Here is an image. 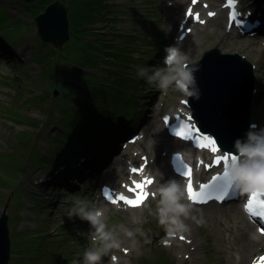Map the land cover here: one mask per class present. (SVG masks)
<instances>
[{"label": "rangeland", "instance_id": "374dc122", "mask_svg": "<svg viewBox=\"0 0 264 264\" xmlns=\"http://www.w3.org/2000/svg\"><path fill=\"white\" fill-rule=\"evenodd\" d=\"M104 1L101 0L96 17L93 18L95 23L90 25L88 40L91 43H86L82 50L76 52L72 49L67 51L64 48H54L41 40L35 23L36 9L26 6V3H34L35 0H0V218L5 210L11 238V257L7 264H83V253L91 244L89 234L94 229L79 217L70 219L66 215L72 206L69 194L87 197L91 202L90 206H94V200L100 199L101 184L109 182L112 162H123L128 173L130 161L135 165L142 164L140 155L144 153L143 145L146 140L149 142L147 135V138L128 145L124 134L123 145H119L101 160L94 158V151H82V154L73 155L70 154L75 151H58L60 143L68 144L64 138L71 139L70 136H64L69 133L65 126L66 114H63L61 106L66 103L70 111H75L81 117L84 115L83 105L78 102L77 95L71 88L93 90L92 86H85L82 81L69 77L71 72L83 71L72 56L81 57L84 61L94 50L92 53L98 57V63L87 71L97 81L103 80L101 84L109 83V91L117 97L116 108L123 109L125 116L134 114L132 123L127 122L124 117L119 118L121 126L118 132L134 127L135 133H139L138 124L144 128L149 127L153 111L161 120L162 113L173 108L182 97L173 88L158 90L149 86L136 73L138 66L154 67L155 59L159 60L156 66H163L160 57L167 45L176 46V39L182 32L178 28L184 27L180 22L185 14V6L177 5L176 0ZM220 1L223 3V0ZM256 1L242 0V6L247 10L264 12V8L254 5ZM171 3L176 7L171 6ZM110 5L114 11H111ZM213 5L211 4V9H215ZM176 12L180 16L177 19L174 15ZM224 22L225 17L221 22L211 20L207 24L210 36L198 40L194 36L189 38L187 43L192 44L195 54L188 56L187 62L200 60L206 51L218 48L223 53H238L253 66L255 63L254 70L257 58L254 59L244 47L252 42L253 45L260 46L264 53V35L256 39L234 35V40H238L237 44L216 45L215 41L224 34ZM226 40L228 44L233 41L229 37ZM102 41L109 44H102ZM113 45L116 49H112ZM144 49L146 51L142 52ZM129 50L134 53H128ZM200 50H203L201 54L198 53ZM153 52L154 55H150ZM149 56H153V60ZM86 63L90 62L86 60ZM254 77L256 81V74ZM116 78L119 85L112 88L110 83ZM123 85L127 90V93H123L125 102L120 98ZM148 89L150 93L146 92ZM69 91L72 99L67 96ZM128 97H131L130 100ZM90 100L92 99L84 102ZM135 107L139 109L134 110ZM67 118L71 119L70 116ZM250 120L258 125L256 118L250 117ZM72 124L75 125L76 122ZM76 134L85 133L81 130ZM175 146L167 147L171 149ZM146 155L151 161L154 160L149 153ZM90 160L99 161V168H103L104 161L107 164L100 172L83 171ZM77 163L81 164V168H77ZM55 169L57 173L54 174ZM69 169L73 170L74 177H65L70 180L69 183L63 177L61 183L69 185L68 188H62L57 179L59 180L62 171ZM77 171L82 173L78 174ZM50 174L52 177H47ZM41 178L44 182L40 181ZM31 180L34 181L32 184ZM123 181L126 178L111 184L121 186ZM157 200L158 197H152L148 204L132 211L117 210L104 204L108 209L106 212H110L109 218L105 219L107 227L121 237L123 244L119 251L114 250L104 256L102 264L105 261L118 264L123 259L126 264H232V261L234 264H245L240 259H232L231 254L236 253H230L227 249L217 217L212 216V208L208 209V216L202 218L203 224L190 220L188 224L195 232L193 236L190 232L184 234L188 242L196 246V253L191 251L190 254L186 249L178 250V247V251L165 250L166 245L161 243L165 232L154 215ZM222 207L215 209L222 210ZM219 215L222 216V213ZM123 228L133 231L134 237L124 236ZM203 229L205 233H202ZM252 232L256 234L254 227ZM262 248L264 247L251 249L250 257L262 252ZM113 257H117V263Z\"/></svg>", "mask_w": 264, "mask_h": 264}, {"label": "clouds", "instance_id": "9594fccd", "mask_svg": "<svg viewBox=\"0 0 264 264\" xmlns=\"http://www.w3.org/2000/svg\"><path fill=\"white\" fill-rule=\"evenodd\" d=\"M165 53L163 66H138L137 76L158 90L173 88L183 96L199 99L194 76V72L198 69L189 65L186 53L178 45L166 47ZM257 127V125L251 126L246 140L236 141L237 158L229 160L224 167V173L241 196L264 191V129L257 130ZM69 195L72 206L67 210L66 215L70 219L79 217L94 229L89 234L91 244L83 253V264H102V258L120 249L123 240L114 230L108 229L104 209L90 206L91 202L87 197ZM152 197L154 199L158 197L154 215L165 232L161 243L167 245L172 238H181L189 233L190 226L186 223L189 219L197 224L204 223L202 218L198 219L193 215L195 209L185 185L180 181L172 179L167 183H159L153 190ZM123 235L133 238L135 233L123 228Z\"/></svg>", "mask_w": 264, "mask_h": 264}, {"label": "bare ground", "instance_id": "6f19581e", "mask_svg": "<svg viewBox=\"0 0 264 264\" xmlns=\"http://www.w3.org/2000/svg\"><path fill=\"white\" fill-rule=\"evenodd\" d=\"M207 1L210 2L211 4H214V6L218 8V10L220 11V13L218 12V17L213 18V21L221 22L223 19V14L221 11L224 8V5L220 2V0H204V2H207ZM200 2L201 0L197 2V5H195V10L193 12V15L198 13L201 16L200 21L202 22L194 21L193 19H186L187 21L191 23L190 26L192 28L189 33H186V30H185L184 37L182 38L181 36L183 34L180 33L179 38L176 41L178 46L181 47V50L186 53L187 57L195 54V49L192 47V44H190V42L187 43L189 41V38L191 39V37L194 36V38L198 40L201 37L206 38L210 36L209 27L207 26V24L210 22V17H208V12L213 11L214 9H207V11L205 12L204 8L198 6ZM186 3H187V0H177L178 5H186ZM187 10H189V8H187ZM177 13L178 12L174 14L176 15V19L180 17L179 14ZM244 15H248V13L244 12ZM217 19L219 20L217 21ZM180 24H183V23H180ZM223 28H224V34L219 38V40L215 41L216 45L222 44L223 46H229V45L237 44L238 40L237 38L236 40H234L235 37L231 35L232 32L227 26V23H225ZM234 33H238L237 30H235ZM228 35H231V36H228ZM226 37H229L233 41H231L228 44ZM71 38L72 36L70 33V39L63 45L62 48H64L70 42ZM50 44L54 48L59 49L53 43H50ZM244 48L250 51L254 59L257 58V61H256L257 66L253 71V73L256 74V84H255V91H254V97H253V105L251 109V117L256 118L258 122L257 130L264 129V53L261 52L260 46H258L257 44L255 46L253 45L252 42L247 43ZM202 52L203 50H200L198 53L201 54ZM253 60L251 62H253ZM254 66H255V63H254ZM204 98L208 99L209 94L206 93L204 95ZM182 99H187V98L186 96L182 95V97L179 100V103L174 105V108H175L174 112L183 113L186 111L188 113H192L189 106L187 107L186 105L181 103ZM258 99H260L259 102H257ZM151 115L153 116L149 119L150 120L149 127L143 128V131L139 133L140 138H147V135L149 137V142L146 140L143 145L144 153L139 152L141 153L140 155L141 158L143 156L148 157V160H149L148 171L141 170L139 174L131 175V173H126L124 163L121 162L120 160H116L112 162V165H111L112 168H110V172H109V182L110 183L109 184L114 183L115 181H118L120 179H125V178L128 179L129 176H131V179L146 178V180H149L150 178H152L154 183L151 184L150 186H147L145 189V191L148 193L151 187L157 186L159 183H167L169 180H172V179H176L177 181H180L182 183L183 178L173 173V171L170 168V165L168 164L165 158H162V156L166 154H168V156L169 155L171 156V153L177 150L178 152L185 151V153H187L189 156L193 158V155L190 152L193 150L191 149V147L187 145V143L181 142L178 139L168 135L162 120L158 118V115L156 113H151ZM193 123L196 124L197 120L194 119ZM174 144L176 145L174 148L168 149L167 146L174 145ZM195 151H198V150H195ZM145 152L152 155L154 157V160L151 161V159L149 158L148 155H146ZM224 152H227V151H224ZM208 154L210 153L204 151L203 156H202V153L199 152L200 159H197V160L193 159L194 168H195L194 175H193L194 178L205 175L207 173L199 160H201L203 157L206 158ZM133 167H136V166L131 165L129 169ZM88 177L89 176H87V178ZM33 182L34 181L31 180L30 184H32ZM127 184H130V183H127ZM125 186H123V188H114V191L118 195L122 194V192H126ZM94 206L105 209V219L109 218L110 212H106V210L108 209L104 207V202L102 199L96 198V200H94ZM193 207L195 209V211L193 212V215H195L197 218L199 216H201V218H206L209 214L208 209L212 208V211L214 212L212 216L217 217L216 221L223 235V240H226L227 242L225 244L227 249L230 250L229 251L230 253L231 252L236 253V254H231L232 259L234 260L240 259L242 261H245V264H251L253 262V260L252 261L250 260L251 259L250 251L251 249H255L256 247L264 246V238H262L257 233L254 234L252 232L254 226L251 225L247 221V219L245 218L242 212V209L237 203L225 205L222 207L223 208L222 210L221 209L216 210L215 207H212V205L210 206V204L204 205V206H198V205L193 204ZM219 213H222V216L224 217L219 215ZM190 220L191 219L187 220L186 223L190 224ZM202 233H205V229L202 230ZM190 234L191 236L195 234V232L191 228H190ZM217 239L218 237L215 238V241H217ZM178 241L179 240L177 238H172V241L168 244L169 246L165 250H167L168 252L175 251L176 246L180 244ZM182 245L184 247L185 245L187 246L186 250L196 253L195 252L197 250L196 246H193L190 242L182 243ZM256 260H258V258ZM104 264H113V263H111V261L110 262L105 261ZM118 264H126V260L123 259L119 261ZM232 264H234L233 261H232Z\"/></svg>", "mask_w": 264, "mask_h": 264}, {"label": "water", "instance_id": "95a60500", "mask_svg": "<svg viewBox=\"0 0 264 264\" xmlns=\"http://www.w3.org/2000/svg\"><path fill=\"white\" fill-rule=\"evenodd\" d=\"M39 37L59 49L70 39V19L67 6L56 0L35 17ZM189 65L194 72L199 99L191 97L190 105L200 128L213 134L220 145L236 153L235 143L244 140L249 127L254 74L250 63L238 55L223 54L217 48L204 53L201 60ZM209 98H204L205 94ZM11 257L8 215L0 218V264Z\"/></svg>", "mask_w": 264, "mask_h": 264}, {"label": "trees", "instance_id": "16d2710c", "mask_svg": "<svg viewBox=\"0 0 264 264\" xmlns=\"http://www.w3.org/2000/svg\"><path fill=\"white\" fill-rule=\"evenodd\" d=\"M27 1V0H24ZM56 0H35L34 3H26V6H30L31 8L36 9V15L43 12L46 7ZM66 2V6L68 8V15L70 19V33L71 40L64 47L67 51L72 49L76 52L83 49L84 45L88 42V36L90 35V25H93L95 21L93 18L96 17V11L99 8L101 0H61ZM104 1V0H103ZM32 2V1H31ZM105 2V1H104ZM111 7V11H114ZM91 43V42H90ZM105 43L104 41L101 42ZM46 46H48L46 44ZM52 48V46H50ZM116 49L115 45H113ZM160 48V46H156ZM53 49V48H52ZM119 50V49H118ZM128 53H134L131 52ZM92 52H95L94 50ZM83 61L81 57L72 56L74 61H77L78 64L83 68V71H76V73H70V76H73L75 79L82 81L85 83L84 85H90L93 87V90H86L85 88L72 87L77 95V100L83 105L84 115L78 116L75 114V111L69 110V105L66 103L61 106L63 114H66L65 118V126L67 127V132L70 134H64V136H70L71 139L67 140L64 138L65 142L68 144H61L58 151H75L73 154H82V151H105L107 146L110 147V150L114 147L113 143H118L119 135L117 132V128L120 124L119 118L125 116L123 109L116 108L117 105V97L112 94L108 89V84H101V79L97 81L88 71L87 69L94 68L96 63H98V57H95L93 53ZM127 52V51H126ZM86 60L90 62L86 63ZM119 74V73H118ZM117 74V75H118ZM119 85L117 78L114 82L110 83L112 88H115ZM123 91L120 96L123 102H125L126 97H124L123 93L127 90L123 85ZM149 92V91H147ZM127 93V92H126ZM133 97L132 94H130ZM68 97L71 96V91L67 94ZM131 97H128L130 100ZM71 98V97H70ZM73 98V96H72ZM71 98V99H72ZM83 98V100L81 99ZM86 99H92L88 102H84ZM112 106V107H111ZM138 106V105H137ZM121 113V114H120ZM67 116H70L71 119H68ZM129 114L124 117L125 119H130ZM76 122V124H72ZM84 131V135H78L76 132ZM98 147V148H97ZM68 172H65L67 174ZM63 180V176L57 179L58 183H61Z\"/></svg>", "mask_w": 264, "mask_h": 264}, {"label": "snow or ice", "instance_id": "6c2138e0", "mask_svg": "<svg viewBox=\"0 0 264 264\" xmlns=\"http://www.w3.org/2000/svg\"><path fill=\"white\" fill-rule=\"evenodd\" d=\"M189 15H191V12H189ZM209 15H215L214 13H209ZM198 22L200 21L199 16L196 17ZM187 103V102H183ZM177 120H180L179 124V130L174 133L175 136L179 137L183 141H191L193 142L197 147L204 149V148H211L213 152H218L219 148L216 147V140L213 138H210L204 134L201 133V130L196 127L194 124L191 123H185L183 120H181L180 117L176 118ZM170 118H165V123H169ZM192 117L188 116L187 121H191ZM203 138L206 143L201 144L200 139ZM235 155H225L221 158H218L215 163L216 165H220L221 163L227 164L229 160H236ZM181 164H183V161L181 160ZM135 172L136 170L133 169ZM184 177L188 179V184H187V193L189 199L196 204L200 203H207L208 200L206 199V195L210 194L211 191H219L221 195L212 197L213 199H216L220 202H223L224 199L228 198L229 196V191L231 189L232 181L227 177V174L224 173L222 177L216 176L213 177L212 182L209 185H202V188L205 189L204 192H201L199 195L194 189L193 183H192V169L189 167L187 171L182 173ZM224 179L226 181L225 184L218 185V181L221 179ZM154 181L149 179L146 180L143 184H136L134 189H129V191H132L136 194V199H128L124 195H119L115 199H113L112 196H108L107 198L110 200L111 203L117 204L119 202H123L124 204L130 206V207H140L143 205V203L147 200L148 198V193L145 191L147 186H150L153 184ZM259 193L258 192H253L246 204V211L248 214L254 218H259L261 220H264V200H257ZM261 232L264 233V228L261 229ZM181 239H184V237H181ZM260 264H264V258H261Z\"/></svg>", "mask_w": 264, "mask_h": 264}]
</instances>
